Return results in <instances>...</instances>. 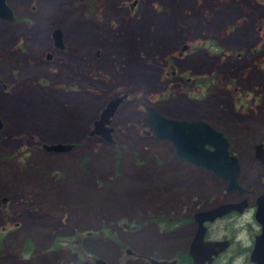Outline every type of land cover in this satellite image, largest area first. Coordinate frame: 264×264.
<instances>
[{"label":"rangeland","instance_id":"rangeland-1","mask_svg":"<svg viewBox=\"0 0 264 264\" xmlns=\"http://www.w3.org/2000/svg\"><path fill=\"white\" fill-rule=\"evenodd\" d=\"M7 4L16 21H0V264H189L195 227L185 217L236 195L179 161L171 144L145 136L141 120L146 108L199 118L235 150L261 137L264 0ZM56 28L64 51L53 46ZM185 76L203 82L198 93ZM123 93L131 98L113 118V143L88 137L105 104ZM43 144L73 150L47 154ZM249 171L241 186L261 190ZM234 233L223 221L207 237Z\"/></svg>","mask_w":264,"mask_h":264},{"label":"water","instance_id":"water-1","mask_svg":"<svg viewBox=\"0 0 264 264\" xmlns=\"http://www.w3.org/2000/svg\"><path fill=\"white\" fill-rule=\"evenodd\" d=\"M6 1L0 0V18L13 22L12 10L7 6ZM136 3L134 1L130 5V9ZM52 40L55 48H62L60 29L53 31ZM187 49L188 47H183L181 54ZM50 58L48 54L46 59L49 60ZM127 96V94L115 96L105 104L98 118L93 122L88 137H99L108 144L113 143L114 130L111 124L117 110L127 99ZM145 110L147 116L142 119V125L149 130L148 134L154 135L157 141L171 144L174 155L179 161L212 173L217 179L227 184L226 192H232L236 189L242 191L238 184V162L228 150L229 144L226 137L203 121L167 118L151 108ZM1 128L0 120V131ZM41 148L46 152L55 154H64L73 150L72 145L63 144H43ZM257 202V216L262 218L264 217V197H260ZM244 207L245 201L240 204L222 203L208 211L201 210L195 213L193 220L197 227L188 248V255L192 264H210L219 253L227 248V242L205 241L207 229L204 225L233 212L236 208L241 210ZM257 240L264 242V232ZM127 254H129L128 251ZM149 262L150 264H177L176 260L167 262L149 259ZM95 264H104V262L96 260Z\"/></svg>","mask_w":264,"mask_h":264},{"label":"flooded vegetation","instance_id":"flooded-vegetation-1","mask_svg":"<svg viewBox=\"0 0 264 264\" xmlns=\"http://www.w3.org/2000/svg\"><path fill=\"white\" fill-rule=\"evenodd\" d=\"M7 2L8 0L6 1V3ZM12 18H13V22H9L8 20H2L1 18H0V21L6 22V23H15L16 18H15L13 10H12ZM262 30L263 28L261 27L258 28L259 32H261ZM61 45H62V48H59V49H63L61 51H64L65 47L62 44V42H61ZM256 52L257 50L254 49V53ZM48 62H51V60ZM166 75L175 77L176 74L175 72L171 71L169 74H166ZM202 83L203 82H201L197 77L192 79V78L185 76V79H184V86L187 87V89H189L190 91H193L196 93L199 92V88L201 89L203 87ZM235 93H236V90L233 91V94ZM123 94H127V93H123ZM127 95H128L127 99L122 103V105L119 107L117 111H119L120 108L124 105V103H127L129 99L131 98L129 94ZM167 118L181 119V118H175V117H167ZM185 119L203 121L209 124L210 126H212L209 122H206L199 118H196V119L185 118ZM251 124H253L251 128L253 130V135H255L254 134L255 124L254 122H252V120H251ZM226 128L228 130H230V128L232 129V127L230 128L226 127ZM214 129L218 133L226 137L221 131L217 130L216 128ZM142 132L147 137L151 136V134H148L147 130H142ZM226 139L229 144L228 150L237 159V162H238V166H239L238 184L241 187L242 191L236 189L232 192H226V191L225 192L236 195L234 197V200L229 203L240 204L242 201H245V207L242 208L241 210L239 208H236L233 212H230L220 218L215 219L213 222L206 223L204 225L207 229L206 235H205V241L227 242V248L223 252L219 253V255L216 258H214L210 264H219L221 260L224 261V257L226 255L229 256V260H226L227 264H264V242H259L257 240L258 238L261 237L262 232H264V217L259 218L257 216V212H258V205H257L258 202L257 201L260 197L262 196L264 197V133L262 134L261 137L257 138V140L254 139L253 137L247 138L246 146L245 147L240 146L236 150L231 147V144L227 137ZM0 141H1V136H0ZM47 154H51V153H47ZM6 159H8V157ZM244 163L245 164L247 163L246 167L244 166ZM248 169L255 170L254 172L257 175V180L260 184L261 190L246 189L241 186L240 181L242 180V178H243L242 181H244L245 178L249 176L250 171ZM222 185H224V187L226 188L227 184L222 182ZM1 203L3 204V207L10 205L9 199H5V198L1 199ZM210 209L202 210V211H208ZM194 215L195 213L192 215H188L187 217H185V221H186V224L194 225L196 229L197 225L193 220ZM223 221H226L227 226H231L232 231H235V233L232 236L221 237L220 239H217V240L209 239L207 237L208 227H212L217 222H223ZM189 244L187 248L185 249L186 250L185 261H187V263L189 264H192V260L188 255ZM0 253L3 254L1 246H0ZM129 254L131 253L129 252Z\"/></svg>","mask_w":264,"mask_h":264},{"label":"trees","instance_id":"trees-1","mask_svg":"<svg viewBox=\"0 0 264 264\" xmlns=\"http://www.w3.org/2000/svg\"><path fill=\"white\" fill-rule=\"evenodd\" d=\"M82 158H83L82 165L85 166V164L87 162L88 155H84Z\"/></svg>","mask_w":264,"mask_h":264}]
</instances>
